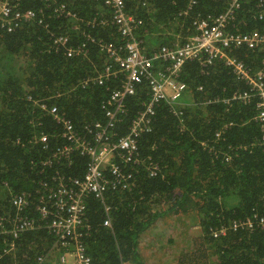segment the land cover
Listing matches in <instances>:
<instances>
[{
	"label": "trees",
	"instance_id": "trees-1",
	"mask_svg": "<svg viewBox=\"0 0 264 264\" xmlns=\"http://www.w3.org/2000/svg\"><path fill=\"white\" fill-rule=\"evenodd\" d=\"M7 1L19 11L34 10L35 17L11 31L0 29V216L11 221L13 200L22 196L28 202L24 214L37 225L16 235L0 229V264H55L53 258L39 260L54 240L47 228L50 218L41 220L37 210L40 197L48 196L41 182L54 186L57 174L65 180L79 178L87 162V156L63 137L58 117L64 116L82 138L93 142L84 125L107 123L101 104L121 83L120 76L105 77V68L116 71L123 52L112 55L101 45L118 48L123 41L104 0ZM230 2L124 0L126 11L141 20L136 35L149 54L183 43L196 32V21L224 13ZM238 3L227 29L242 34L262 31L264 0ZM60 5L61 11H54ZM227 52L253 71H264V44ZM178 75L186 84L179 101L172 106L161 102L150 130L138 138V158L146 164L126 167L133 175L132 187L109 189L103 200L92 196L86 201L89 229L83 242L90 264H144L140 242L158 219L169 231L155 232L152 240L166 248L179 245L172 252V264H264V227L232 226L235 220L264 217L258 98H233L248 87L222 58L206 66L199 58L186 60ZM99 77L102 83L96 81ZM148 98L142 81L126 99L121 120L114 119L113 132L125 134ZM149 163L156 166L153 174ZM172 216L185 226L186 240L174 238ZM185 219L199 227L198 233L188 229ZM221 227L225 229L218 232Z\"/></svg>",
	"mask_w": 264,
	"mask_h": 264
},
{
	"label": "built area",
	"instance_id": "built-area-1",
	"mask_svg": "<svg viewBox=\"0 0 264 264\" xmlns=\"http://www.w3.org/2000/svg\"><path fill=\"white\" fill-rule=\"evenodd\" d=\"M104 4L111 9V21L123 41L118 48L101 45L102 49L112 55L117 50L123 52L122 56L117 58V70H112L110 66L106 67L105 77L120 76L121 83L101 104L108 116L107 123L104 126L100 122L84 125L86 132L92 135L93 142L82 138L64 116L58 117L65 128L63 137L72 142L70 147L87 156V162L85 171L79 178L65 180L62 175L57 174L52 177L54 186L45 181L41 182L48 196L40 197L37 210L40 212L41 220L46 218L47 221L50 218L47 221V228L54 237L51 249L56 252L55 264L91 263L83 242V236L89 229L85 217L86 201L92 196L97 200H103L109 189L132 187L133 175L126 167L146 164L143 159L138 158V138L150 130V122L161 102L172 106L180 98L186 84L178 79V73L186 60L199 58L201 65L206 66L211 64L212 60L222 58L231 67L236 77L244 81L248 87L247 90L235 92L233 98L242 101H248L254 96L258 98L255 119L261 123L264 142V71H253L227 52L240 45L253 49L264 44V29L253 30L248 34L235 33L227 29V23L234 21L233 12L239 6L238 0H231L224 13L196 21V32L183 43L161 46L151 54L144 53L142 41L136 35L141 20L126 11L124 0H104ZM258 6H262V3ZM62 8L60 5L54 11L60 12ZM34 17V10L19 11L16 5L9 4L7 0H0V29L11 31L22 20ZM259 17H262V13ZM57 40H62V37ZM72 52L71 49L68 50V54ZM96 81L102 83V78H96ZM142 81L147 84L149 98L141 103V108L130 120L126 133L117 135V132H113L114 119L121 120L119 114H123L127 109L126 99L136 93ZM106 105L110 107L105 108ZM45 140L46 137L42 136L41 141ZM61 153L63 151H60ZM155 168L156 166L151 163L147 165L152 174ZM27 203L24 197L15 196L14 218L10 221L9 217L0 216V229L3 232L9 231L16 235L18 232L36 227L37 220L27 217L23 212ZM8 225L12 226L8 228ZM254 225L264 227V217L254 216L251 219L232 222L233 228L251 229ZM224 229L225 227H221L218 232ZM48 253L49 251L39 256V260L48 257Z\"/></svg>",
	"mask_w": 264,
	"mask_h": 264
},
{
	"label": "rangeland",
	"instance_id": "rangeland-1",
	"mask_svg": "<svg viewBox=\"0 0 264 264\" xmlns=\"http://www.w3.org/2000/svg\"><path fill=\"white\" fill-rule=\"evenodd\" d=\"M155 46H157L158 42L154 43ZM84 46V45H83ZM179 100H177L176 102H178ZM175 102V103H176ZM189 220V219H188ZM185 219V223H187L189 225L188 229H190V231H193V233H198L199 227L195 224V223H190V220L188 221ZM180 222V220H179ZM179 222H177V219L174 218L173 216L169 219V225L171 224H175L174 227H172V231L173 233L176 234V236L174 238H181V240H186L187 236L186 234H182V230L185 229V226L180 224ZM189 222V223H188ZM164 220H160L158 219V221L156 222V228L151 230L146 231L143 236L144 238L142 239V241L140 242L141 248H143V252L142 253V257L144 259V264H172V252H174L175 247L179 246L177 245H170V244H166L170 247L166 248V247H162V243H159L158 241H153L152 239L154 238V233L155 232H161V230H164L166 232L169 231L168 228H165L163 226L164 224ZM151 239L152 240V245H149V247L147 246V241ZM48 257L49 260L50 259H54L55 260V255L56 252L54 250L50 249L48 250Z\"/></svg>",
	"mask_w": 264,
	"mask_h": 264
}]
</instances>
